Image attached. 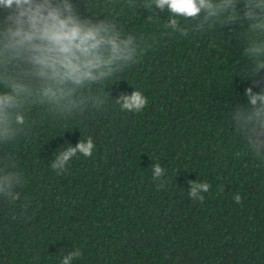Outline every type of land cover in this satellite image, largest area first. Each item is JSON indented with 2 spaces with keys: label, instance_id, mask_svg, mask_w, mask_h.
Masks as SVG:
<instances>
[{
  "label": "trees",
  "instance_id": "trees-1",
  "mask_svg": "<svg viewBox=\"0 0 264 264\" xmlns=\"http://www.w3.org/2000/svg\"><path fill=\"white\" fill-rule=\"evenodd\" d=\"M95 12L104 18V0ZM169 15L118 7L123 33L145 42L136 64L92 86L106 103L67 119L33 107L24 131L0 145V167L12 154L26 178L19 200L0 197V264H62L77 248L72 264H264V154L231 118L248 106L247 87L264 88V70L252 76L243 27L180 36L165 27ZM134 90L147 105L122 110L115 99ZM88 138L91 157L77 154L59 174L51 168ZM189 181L210 185L203 202L190 198Z\"/></svg>",
  "mask_w": 264,
  "mask_h": 264
},
{
  "label": "clouds",
  "instance_id": "clouds-1",
  "mask_svg": "<svg viewBox=\"0 0 264 264\" xmlns=\"http://www.w3.org/2000/svg\"><path fill=\"white\" fill-rule=\"evenodd\" d=\"M81 3L83 8L81 7ZM148 11L167 10L166 28L180 36L222 26L239 25L244 31V55L251 61L253 75L264 70V0H104V18L95 12L96 0H0V145H9L24 131L26 113L36 106L47 107L62 118H71L91 106L99 110L106 100L92 94L93 85L111 81L138 62L144 36L124 34L115 18L119 7ZM85 11L87 15H85ZM192 21L191 25H182ZM256 84V81H253ZM90 94H85V93ZM249 104L232 113L235 131L258 154H264V88H246ZM122 110L140 112L148 103L142 92L119 94ZM94 141L80 140L55 155L51 168L59 174L69 161L81 154L91 157ZM0 167V197L20 199L17 191L26 178L17 169L15 157L5 154ZM164 169L155 164L152 178L164 186ZM189 196L203 202L202 192L210 185L189 181ZM241 195L234 196L235 202ZM82 255L68 253L62 264Z\"/></svg>",
  "mask_w": 264,
  "mask_h": 264
}]
</instances>
